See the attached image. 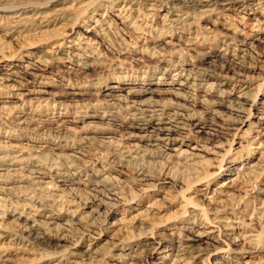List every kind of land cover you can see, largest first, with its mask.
I'll list each match as a JSON object with an SVG mask.
<instances>
[{
	"label": "rangeland",
	"instance_id": "rangeland-1",
	"mask_svg": "<svg viewBox=\"0 0 264 264\" xmlns=\"http://www.w3.org/2000/svg\"><path fill=\"white\" fill-rule=\"evenodd\" d=\"M0 264H264V0H0Z\"/></svg>",
	"mask_w": 264,
	"mask_h": 264
},
{
	"label": "bare ground",
	"instance_id": "bare-ground-1",
	"mask_svg": "<svg viewBox=\"0 0 264 264\" xmlns=\"http://www.w3.org/2000/svg\"><path fill=\"white\" fill-rule=\"evenodd\" d=\"M192 3V2H191ZM251 3V2H250ZM131 4V3H130ZM155 4V3H154ZM221 4V3H220ZM156 6V5H155ZM219 7V6H218ZM249 7V6H248ZM151 8V7H150ZM253 8V7H252ZM243 9V8H242ZM5 10V9H4ZM150 14V13H149ZM209 85H210V83H209ZM30 233V232H29ZM37 233V232H36ZM250 235V234H249Z\"/></svg>",
	"mask_w": 264,
	"mask_h": 264
}]
</instances>
